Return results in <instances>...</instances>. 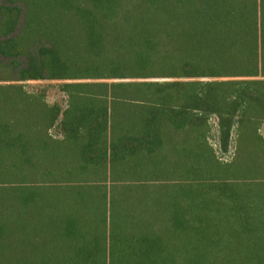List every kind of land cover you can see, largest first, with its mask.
<instances>
[{
  "label": "trees",
  "instance_id": "16d2710c",
  "mask_svg": "<svg viewBox=\"0 0 264 264\" xmlns=\"http://www.w3.org/2000/svg\"><path fill=\"white\" fill-rule=\"evenodd\" d=\"M263 123L264 0H0V264H264Z\"/></svg>",
  "mask_w": 264,
  "mask_h": 264
},
{
  "label": "rangeland",
  "instance_id": "374dc122",
  "mask_svg": "<svg viewBox=\"0 0 264 264\" xmlns=\"http://www.w3.org/2000/svg\"><path fill=\"white\" fill-rule=\"evenodd\" d=\"M32 86L33 85L31 84V85H27L26 87L28 89H32L33 88ZM47 97L51 101H55L56 100L60 104L62 103L61 105L64 104V96H63V94L58 92V90H56V89H49L47 91ZM210 123H211L212 129H213L212 130V134H211V138H212V140L214 142H216L215 138H216V135H217V119L215 117H211ZM56 131H57V129L55 127L52 128V133H56ZM261 133L264 135V123L261 126ZM224 157H226V156L224 155Z\"/></svg>",
  "mask_w": 264,
  "mask_h": 264
}]
</instances>
